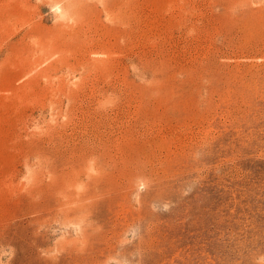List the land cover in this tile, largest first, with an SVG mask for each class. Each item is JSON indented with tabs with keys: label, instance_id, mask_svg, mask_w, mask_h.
I'll use <instances>...</instances> for the list:
<instances>
[{
	"label": "rangeland",
	"instance_id": "rangeland-1",
	"mask_svg": "<svg viewBox=\"0 0 264 264\" xmlns=\"http://www.w3.org/2000/svg\"><path fill=\"white\" fill-rule=\"evenodd\" d=\"M0 264H264V0H0Z\"/></svg>",
	"mask_w": 264,
	"mask_h": 264
},
{
	"label": "clouds",
	"instance_id": "clouds-1",
	"mask_svg": "<svg viewBox=\"0 0 264 264\" xmlns=\"http://www.w3.org/2000/svg\"><path fill=\"white\" fill-rule=\"evenodd\" d=\"M49 12L53 13V21L52 22L55 23L56 22V14L61 13L60 5L57 4L55 7H50Z\"/></svg>",
	"mask_w": 264,
	"mask_h": 264
}]
</instances>
